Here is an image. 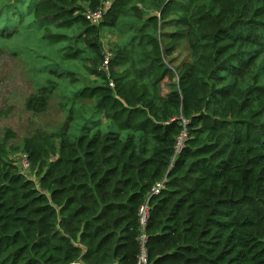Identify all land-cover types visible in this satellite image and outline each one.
<instances>
[{
  "label": "trees",
  "instance_id": "16d2710c",
  "mask_svg": "<svg viewBox=\"0 0 264 264\" xmlns=\"http://www.w3.org/2000/svg\"><path fill=\"white\" fill-rule=\"evenodd\" d=\"M101 1L28 0L27 8L53 44L65 35L49 26L78 27L77 39L89 41L129 9L143 18L135 3L145 0H112L92 25L83 11ZM156 3L159 17L147 23L159 34L143 25L132 44L141 52L139 75L123 48L106 76L100 46L89 42L98 79L74 93L91 102L87 118L76 116L77 132L37 131L23 140L34 177L6 160L0 145V264H137L145 202L152 264H264V88L238 81L244 63L264 55V0ZM183 40L192 61L173 68L165 56ZM172 72L177 85L158 96L159 80ZM47 99L43 88L25 106L44 112Z\"/></svg>",
  "mask_w": 264,
  "mask_h": 264
},
{
  "label": "rangeland",
  "instance_id": "374dc122",
  "mask_svg": "<svg viewBox=\"0 0 264 264\" xmlns=\"http://www.w3.org/2000/svg\"><path fill=\"white\" fill-rule=\"evenodd\" d=\"M27 2L0 0V145L6 150L5 159L13 163H19L24 153L22 142L26 137L37 131L59 134L68 129V132H77L82 121L76 116L84 115L87 118V106L91 102L87 99L75 100L74 93L92 86L98 79L91 72L95 68V54L89 42L99 44L101 55L104 52L114 55L128 48L133 59L128 67L136 65L133 72L139 75L138 70L143 68L139 62L141 52L132 45L136 34H139L137 28L146 25L143 27L145 32L159 34L147 23L150 16L159 17L156 0H145L141 4L135 3L143 14L141 20L129 9L114 27L102 25L97 37L89 41L77 39L82 31L78 27L55 29L49 26L51 32L65 35L61 42L53 44L44 40L42 35L45 31L40 30L29 16ZM166 31H172V28ZM158 40H161L160 37ZM164 43L161 41V44ZM187 48V42L183 40L177 50L165 56L166 62H171L169 66L175 68L181 60L192 61ZM73 51L76 58L72 57L73 53L66 56ZM121 69L115 68L117 71ZM234 79L231 76L228 81ZM140 80L146 81L143 77ZM238 81L242 88H264V55L256 61L253 58L246 61ZM177 83L174 72L168 73L159 80L155 91L158 96L167 97ZM43 88L48 90L47 108L44 112L33 113L26 108L25 101ZM70 110L73 111L71 120ZM260 119L264 121V111ZM33 174L31 171L34 177Z\"/></svg>",
  "mask_w": 264,
  "mask_h": 264
},
{
  "label": "built area",
  "instance_id": "2783aa9c",
  "mask_svg": "<svg viewBox=\"0 0 264 264\" xmlns=\"http://www.w3.org/2000/svg\"><path fill=\"white\" fill-rule=\"evenodd\" d=\"M108 6H109V0H102L101 4L96 9L93 10L85 6L83 15L92 25H99ZM112 57H113L112 53L104 52L102 62L99 66L101 72H103L106 76L110 75V60L112 59ZM108 85L110 87H113L112 81H110ZM186 135L187 133L184 130L176 138L174 145V155L178 154L179 151L182 149L184 140L187 137ZM17 164L20 173L25 177L29 178L31 176L30 162L28 161L27 155L25 153H23L21 159L19 160V163ZM163 182L156 183V185L152 189V193L154 194L158 193L160 188L163 186ZM138 215H139L138 221H139L140 234L138 236L139 252L137 255V264H152L148 257V252L146 248L147 236L145 233V228L149 218L148 202H145L140 206ZM112 264H120V263L114 262Z\"/></svg>",
  "mask_w": 264,
  "mask_h": 264
}]
</instances>
